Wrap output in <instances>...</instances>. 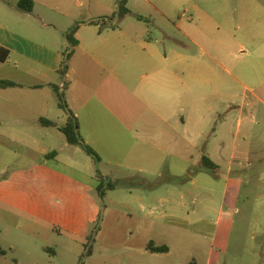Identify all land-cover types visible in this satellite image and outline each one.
I'll list each match as a JSON object with an SVG mask.
<instances>
[{
	"label": "rangeland",
	"instance_id": "rangeland-1",
	"mask_svg": "<svg viewBox=\"0 0 264 264\" xmlns=\"http://www.w3.org/2000/svg\"><path fill=\"white\" fill-rule=\"evenodd\" d=\"M52 1L37 12L53 28L23 33L41 44L55 36L65 56L75 24L118 12V0ZM127 9L115 27L151 44L141 58L189 57L194 73L212 64L204 45L222 85L200 98L190 81L181 99L180 77L158 83L172 94L147 90L142 70L116 97L110 83L98 128L81 130L100 161L34 125L48 106L29 93L28 124L0 128V264H264V0H129ZM57 84L70 105L71 84ZM63 113L50 115L63 125ZM151 240L171 253H135Z\"/></svg>",
	"mask_w": 264,
	"mask_h": 264
},
{
	"label": "crops",
	"instance_id": "crops-1",
	"mask_svg": "<svg viewBox=\"0 0 264 264\" xmlns=\"http://www.w3.org/2000/svg\"><path fill=\"white\" fill-rule=\"evenodd\" d=\"M21 1L0 0V48L8 50L10 53L5 62H0V65H2L0 66V81H10L18 84L14 88H0V128L7 129L8 127V129L13 130L12 126L14 124H28L27 119L22 114H26L29 93L43 94L45 100H42V106H48L47 113H43L44 117L39 118L35 122L36 124L32 121L34 125L42 128H56L41 126L39 124L41 119L52 121L61 127L66 125L69 118L66 111L65 114L59 116V120L62 118L64 120L63 125L59 124L50 115L53 113L54 108L60 111L63 110L59 107L58 96L54 89V86H59L57 84L59 80L65 82V91L69 90V84H71L68 91L70 105L68 103L67 105L68 109L78 119L80 133L82 128H85L88 132L98 128L96 126L100 124L105 114L103 111L109 110L111 94L109 84L111 83L113 92H117L114 95L116 97L125 80L132 79L137 71L142 70L144 72L142 75L143 80L153 79L154 85L149 86L147 90L156 88L168 92V94L173 93L171 85L165 91L164 87L159 86L158 83L161 85L162 81L171 83L172 78L178 80L180 77V96L178 98L181 99L183 98L181 97L183 91L189 90L190 81L197 86L200 98H204L205 95L201 93L202 90L215 92L222 85L221 76L216 74L220 63L216 60V55L212 56L211 53H208L210 51L204 45H199L200 50L207 53L208 59L212 61V66L210 65L204 70H200L202 64L199 65V69L196 66L194 74L192 70L190 71L192 65H190L189 57L181 56V59L175 62L168 56L158 62L141 58L140 50H147L151 45L150 43L141 44L126 30L119 27L104 29L92 25H83L75 33L74 38L78 41V46L68 62L67 75L62 77L58 73V66L66 56L61 53L59 43L54 40L55 36L52 37L51 44H41L24 35V29L27 28H36L37 32L41 31L38 25H41L42 29L53 28L54 25L47 23L43 15L37 12V3L48 4L54 3V1L30 0L32 4H27L29 9L21 8ZM50 7H53V5ZM137 51L139 52L136 53ZM124 64H128L130 68L125 70L123 68ZM227 81L226 79V86ZM262 84H264V81ZM142 97L139 98L140 103L145 104ZM17 114L20 117L14 120V116ZM182 125H185V123ZM100 129L101 125L98 130ZM9 138L11 139L9 141L13 143L18 142L20 139L15 136H9ZM82 138L90 145L88 137L85 139L82 136ZM151 242L154 243L152 240L147 241L145 248L135 253L142 256L163 255L149 251ZM170 253L169 248V252L165 254Z\"/></svg>",
	"mask_w": 264,
	"mask_h": 264
},
{
	"label": "trees",
	"instance_id": "trees-1",
	"mask_svg": "<svg viewBox=\"0 0 264 264\" xmlns=\"http://www.w3.org/2000/svg\"><path fill=\"white\" fill-rule=\"evenodd\" d=\"M128 2L129 0H118L117 2L118 12L116 15H113L110 18H107V19L97 18L94 20H90L88 22L77 23L70 29L69 33L67 34V39L70 43V50L68 54L66 55V57L61 61L60 65L58 66V73L62 77H65L67 75L68 68H69L68 62L71 59L73 53L75 52L76 47L78 46V41H76L74 38L75 33L78 31V29L83 25L100 26L103 28V26L110 24L112 27H115L116 20L123 19L130 13V11L127 9ZM28 3L29 5L32 4L30 0H22L20 3V7L29 9V7L27 6ZM9 54L10 53L8 50L0 48V62H5L9 58ZM17 86L18 84L14 82L0 81V88H3V89L14 88ZM54 89L58 96L59 107L65 110L69 115L68 121L66 125L62 127L46 119H41L39 124L45 127H56L57 129H59L60 132H62L65 135L69 145L82 148L90 157H92L93 159L97 161H100V157L97 154V152L90 145H88L85 142V140L82 138L81 133H80V126H79L78 119L68 109V105L65 99V93L61 91L59 87H54ZM64 89H65V86H64ZM51 156H56V152H53ZM203 161L206 164V166H208V168H213V169L216 168L215 164L210 162L206 157H204ZM98 191L102 197L105 196V192H103L101 188H99ZM149 251L154 254H165L169 252V248L167 246H156L153 242H151L149 245ZM5 254L6 252L0 246V257L4 256Z\"/></svg>",
	"mask_w": 264,
	"mask_h": 264
}]
</instances>
